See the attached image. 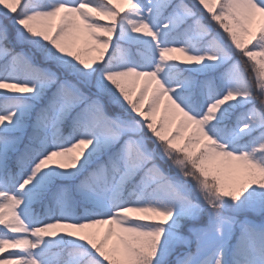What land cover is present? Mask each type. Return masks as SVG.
<instances>
[{
  "label": "snow or ice",
  "instance_id": "obj_1",
  "mask_svg": "<svg viewBox=\"0 0 264 264\" xmlns=\"http://www.w3.org/2000/svg\"><path fill=\"white\" fill-rule=\"evenodd\" d=\"M0 264H264V0H0Z\"/></svg>",
  "mask_w": 264,
  "mask_h": 264
}]
</instances>
